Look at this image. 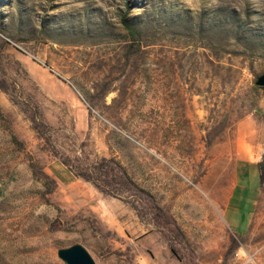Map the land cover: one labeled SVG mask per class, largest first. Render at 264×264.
<instances>
[{"label": "rangeland", "instance_id": "obj_1", "mask_svg": "<svg viewBox=\"0 0 264 264\" xmlns=\"http://www.w3.org/2000/svg\"><path fill=\"white\" fill-rule=\"evenodd\" d=\"M262 74L264 0H0V264H264Z\"/></svg>", "mask_w": 264, "mask_h": 264}, {"label": "trees", "instance_id": "obj_2", "mask_svg": "<svg viewBox=\"0 0 264 264\" xmlns=\"http://www.w3.org/2000/svg\"><path fill=\"white\" fill-rule=\"evenodd\" d=\"M125 29L129 34H134L135 30L124 20ZM2 85V84H1ZM0 89H3L0 86ZM264 89V88H263ZM38 130V128H34ZM39 134V132H37ZM53 152V151H52ZM51 152V153H52ZM63 166L76 178L90 184L95 190L101 193L103 196H110L121 199L124 203L131 205V208L135 210L132 203L128 202V198H122L118 193L114 191L118 186L125 187L127 185L135 186L125 169L114 159L100 158L94 162H90L82 166L80 163L71 165L67 160H61ZM35 168V166H33ZM259 182L264 181V161L257 163ZM33 168V169H34ZM42 173V172H41ZM42 177L49 183L54 184V180L46 175L41 174ZM131 197V196H130ZM236 243L233 242L228 250V253L236 247ZM171 252L174 254L173 250Z\"/></svg>", "mask_w": 264, "mask_h": 264}, {"label": "water", "instance_id": "obj_3", "mask_svg": "<svg viewBox=\"0 0 264 264\" xmlns=\"http://www.w3.org/2000/svg\"><path fill=\"white\" fill-rule=\"evenodd\" d=\"M256 87L264 88V74L257 77L254 82ZM57 256L65 264H95L91 256L80 245H74L69 248L60 249Z\"/></svg>", "mask_w": 264, "mask_h": 264}, {"label": "crops", "instance_id": "obj_4", "mask_svg": "<svg viewBox=\"0 0 264 264\" xmlns=\"http://www.w3.org/2000/svg\"><path fill=\"white\" fill-rule=\"evenodd\" d=\"M61 174V181H63L62 179L65 178L66 180H73L72 182L76 181L77 179H75L73 177V175L68 171V170H63L62 172H60ZM240 193L243 194L242 191H240ZM237 194V193H236ZM247 195V194H246ZM250 195H248L247 197L249 198ZM238 197V196H237ZM240 200V198H238ZM238 205H239V211L237 210V212L239 213L238 215L234 214V209H228L226 210V214H225V220L224 222L227 224V226H229L231 229H233L236 233V236L241 237L243 235V230H244V224H246V220H242L240 219L242 215L241 214V209H244V205L245 203L237 201ZM246 205H248L246 203Z\"/></svg>", "mask_w": 264, "mask_h": 264}]
</instances>
